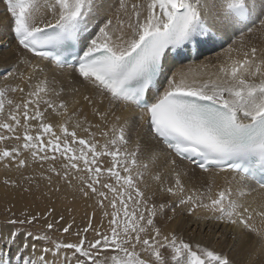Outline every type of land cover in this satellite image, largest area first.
Here are the masks:
<instances>
[{
    "label": "snow or ice",
    "instance_id": "obj_1",
    "mask_svg": "<svg viewBox=\"0 0 264 264\" xmlns=\"http://www.w3.org/2000/svg\"><path fill=\"white\" fill-rule=\"evenodd\" d=\"M2 2L11 17V32L18 46L34 58L49 61L61 74L70 70L72 79L66 91L55 74L51 80L45 76L43 86L31 90L29 85L22 104H13L7 94L24 93V88H0V114H4L6 103L11 106L6 119H0V143L16 141L11 148L0 147V162L7 161L5 167L14 164L20 170L30 166V158L47 173L43 178L50 188L55 176L84 198L96 197L101 209L107 207L106 200L113 209L103 213L111 216L110 234L94 227L89 218L87 225L75 232L77 242H55L24 264H235L224 252L193 247L157 226L158 217L169 211L175 215L179 207L188 215L199 208L218 212L217 219L255 233L264 249V232L249 223L253 214L264 218V208L256 212L239 203L241 189L249 179L261 177L260 188L264 189V53L258 56L257 48L252 47L245 53L251 59L234 64L221 78L204 81L189 80L187 73L171 72L167 67L168 61L182 56L185 49L215 41L218 31L231 28L264 33V0ZM93 26L97 29L93 37L82 43ZM38 71L43 73L45 69ZM77 80L92 92L77 99ZM81 100L91 108L97 123L83 113ZM129 107L139 111L151 137L145 144L137 142L133 150L127 147V121L121 123L116 115L117 109ZM144 154L147 163L138 159ZM164 154L166 166L175 176L173 186L164 187L159 172L150 174L149 164ZM183 161L204 173L232 172L235 192L226 187L212 198L213 178L207 184L210 203L204 202L205 192L200 190L185 194L178 170ZM146 173L159 192L176 198L171 204L157 203L147 194ZM25 180L29 187L23 191L30 192L35 177ZM4 183L20 186L7 179ZM237 192L240 195L233 199ZM54 211L24 214L23 219L10 218L7 223L32 224L47 220ZM62 220L60 216L48 222L47 229L52 230ZM70 229L72 223L62 232L69 233ZM90 230L95 233L91 240L87 238ZM20 236L14 228L4 238L5 243L14 245ZM23 237L24 248L29 246V237L48 240L47 235L34 236L31 232L23 233ZM31 249L34 254L37 245L33 243ZM109 249L114 254L103 255ZM67 250H71V256ZM0 264L11 261L0 256Z\"/></svg>",
    "mask_w": 264,
    "mask_h": 264
},
{
    "label": "bare ground",
    "instance_id": "obj_2",
    "mask_svg": "<svg viewBox=\"0 0 264 264\" xmlns=\"http://www.w3.org/2000/svg\"><path fill=\"white\" fill-rule=\"evenodd\" d=\"M258 2H259V0H257V3ZM10 19H11V17L6 11L5 4L2 2V0H0V37H1V40L5 41L7 43V47H9V48L12 47L13 49L15 48V49L19 50L20 53L22 54V56L26 59V62H21V60H16L15 55L11 53V52H13L12 48H11L12 49L11 52L9 50L5 51L2 48V50H0V63L2 62L3 65H5V64L7 65L10 62V63H12L10 68L14 65L15 66H22L24 69L27 68L29 70L28 75H27V73H25L27 75V78L29 77L30 73H32L31 78H32V76L35 75L36 79H34V80L37 83L39 82V80L41 81V78H43L44 75H49L50 77H52L53 74H55V77L57 80L68 85V80L72 79L71 77L68 76V73L70 70L65 69L63 71V74H61V70L56 69L53 65H51L49 63V61L41 60L39 58H34L31 53L25 52L24 50H22L18 46V44H17V42L13 36V33L11 32V20ZM96 30H97L96 28L92 27L90 29L89 33H85L84 36L82 37V43L87 41V40H90L93 37ZM195 47H196V55L195 56H191L187 51H184L182 56L170 59L168 61L167 67L171 69V72H185V73H187V77L189 80H192L193 78L200 80V81L217 79V78L223 77L225 75V72H230L231 68L234 64L239 65V63L241 61H243L245 58L251 59L250 56L246 57L245 53H250L252 47L257 48V50H258L257 55L258 56H260L262 53H264V33H261L258 31H253L252 33H248L246 30L231 29L230 28L227 30L218 31L217 32V39L215 41L209 42V43H203V44H200L199 46H195ZM257 63H259V60H257ZM38 68H43V69H45V71L43 73H41L38 71ZM19 69H18V71L20 72ZM222 69L225 71H222ZM0 70H1V66H0ZM262 70H264V66H262ZM171 72H169V75L171 74ZM42 74H44V75H42ZM20 76H22V75H20ZM2 80L3 79H1V81ZM9 80H10V78H9ZM15 80H14V82H15ZM49 80H51V78ZM10 81H13V79ZM20 81H21V78H20ZM26 81L27 80H25V82ZM1 83H3V81ZM17 83H18V81H17ZM27 83H28V81H27ZM27 83L26 84L22 83V85L26 86V85H28ZM30 83H31V81H30ZM30 83H29V85H30ZM9 84H10V82H9ZM33 84H34V81H33ZM29 85L26 87L29 88ZM18 86H19V84H18ZM75 86L79 87L80 96H82L83 94H90L92 92V90L90 88H88L85 85L80 84L78 80L76 81ZM32 88H33V86H32ZM22 99L24 100V96ZM25 99H27V98H25ZM78 99H79V97H78ZM20 102H21V100H20ZM21 104H22V102H21ZM105 106H107V105L105 104ZM85 111H86V109H85ZM88 114L89 113H87V115ZM116 115L121 117V123H123L124 121H127V124H128L127 131H128V136L130 139V142H129L127 147L129 150H133L135 148L137 142H139L140 144H145L151 140V137L149 135L148 126L146 124H144L143 122H141V120L139 118L140 114H139V111L137 109H134L132 107H129L127 109H123V108L117 109ZM97 122L98 121H95V123H97ZM97 139H100L101 143H103V138L100 137L99 135L97 136ZM138 159L141 162H145V163L148 162L146 154L140 155L138 157ZM105 160H110V158H105ZM166 160H167V156H166V154H164V155H161L160 158L155 161V163L149 164L150 174H155V173L159 172L162 176L163 183L167 181V179L165 178V174H167L166 171H168L169 174L171 173L170 169L166 166ZM29 164H30V166L28 168H26L25 170H22V173L20 175L21 176L28 175V174L34 175L35 180L31 184L30 193L33 192L32 191L33 189H37L36 191L34 190L37 193L34 192L35 194L33 193L32 196H29V193L28 192L25 193V191H23L22 189L18 190V188L14 189L13 187L10 188V186L6 187L5 185L3 187L0 184V216L8 215V217L10 216L12 218L13 213L17 214V215H15V217H17V216H19V214H22L24 212H26L28 215H33V214H37V213H40L41 215H43L44 213H47L49 209H54L55 211L52 212V214L50 216H48L47 220L41 219L39 222L42 224H47L49 221H56L54 219H56V218L59 219L60 216H63L64 217L63 221H65V225H67L69 221L73 222V223H72V229H70L69 233H63L62 232L63 227L56 228L59 231L56 230L55 228H53L52 230H48L45 225H42L39 223L38 225H42V227H44V229H46L45 231H47V233H51V236H52V233H55L57 237H63L64 240H69L70 242L75 243L76 240H78V237L75 235V232L79 229H83L87 225L89 218L92 219L94 227L99 228V230L102 232H109V234H110L109 220L111 219V216L105 217L103 214L104 211H108L109 213H111L113 211L111 206L108 204L107 200L104 202L105 205H107V207H105L104 209H101L97 204V198L96 197H92L91 199L84 198L78 191L75 190V188L70 187L64 181L59 180L55 176L52 177L51 188H50L48 180L43 178V176H46L47 173L43 172V170L36 163H33L31 161V159L29 160ZM45 168H47V165H45ZM179 168L181 170L180 169H178V170H180L182 173L181 177H184V179H185V177L190 178L192 176L199 177V178L200 177L205 178L208 176H210V177L212 176L211 178L206 179L207 183H208V179L213 180V178H214L215 183L213 184V186L214 185L217 187L220 186V188H221V186L232 187V189L235 192L236 185L232 181V176L234 174L232 172H229L228 170L217 171L214 173H204L201 170L192 166V164H190L188 161L180 162ZM163 169H165L164 173H163ZM32 170H33V172H32ZM150 174L146 173L145 178L147 175H149L148 179H151ZM169 174H167V177L169 176ZM174 177L175 176H173V178ZM12 178H13V174H12ZM16 178L17 179H13L14 182L17 180H19V181L22 180V177L17 176ZM200 180H202V178ZM211 180H210V182H211ZM174 181H175V178H174L172 183H174ZM195 181L197 182L198 180H195ZM24 182L21 181V183L23 184L22 187L23 188L29 187L28 181L26 183H24ZM109 182H112V181H109ZM191 182H192V180H191ZM152 183L154 184V186H157V184L155 182L152 181ZM152 183L150 184V186L152 185ZM167 183H169V182H167ZM170 183H171V180H170ZM204 183H206V181ZM37 184L39 185V187H37ZM169 184H168V186H169ZM190 184H188V185L190 186ZM196 184L199 185V183H196ZM196 184H195V186H196ZM217 187H216V189L219 191L220 189H218L219 187L218 188ZM56 188H59V191H55L54 189H56ZM186 188H187V186H186ZM216 189H215V191H217ZM156 190H157V188H156ZM186 190H188V188ZM200 190H202V189H200ZM212 191H211V193H212ZM241 191L243 192V195L240 196L239 203L242 204L244 207H248L250 210L255 209L256 212H259L262 208H264V189H261L260 187L256 186L249 179L248 181L245 182ZM204 192H206V191L204 190ZM150 194H152V193H150ZM158 195L162 196L161 193ZM158 195L156 197H158ZM239 195H240V193H238V192L235 193V195L233 196V199H235L236 196H239ZM168 198H172V197L168 196ZM207 198H208V196H207ZM109 199H111V194H109ZM163 200L164 199H160V197H159V199L156 200V202L157 201H160V203L165 202ZM168 200L171 201V199H168ZM205 201L208 202V199ZM166 202L168 203V201H166ZM169 203L171 204V202H169ZM118 207H119V205H118ZM180 210H181V207H180ZM201 210H202V208H201ZM206 210L208 213L211 212L210 213L211 217L217 214L215 212L213 213L212 211H208V209H206ZM18 212H19V214H18ZM204 212H203L204 215L200 214V212H199V214H195V216L197 215V217L195 218L194 215L189 217L185 213L188 216L187 217V216L183 215V213H181L179 210H176L175 215H173L172 213L169 212V213H167L168 215H166L164 217L160 216L162 218L158 217L156 223H157V226L161 227L165 233H169L172 231V229L176 228L174 233L179 238H181L183 240L185 237H187L186 236L187 234L194 233L195 236L193 238L191 237V238L186 239L187 241H189L188 243H190L193 247H195L196 245H201L204 247H208L210 249H215L216 251H219V252H224V253L228 254L238 264H256V263H254L255 262L254 260H253L254 262L252 261V259H254V257H255L256 252L258 250H259V253H264V252L262 251L261 248H257V246L248 247L249 243L247 244V241L250 240L249 239V237L251 236L250 233H248L250 235L249 237H248V235H245L243 237L240 236L241 239L238 237L240 239L239 243L234 242L235 244L231 245V247H230V241L229 242L226 241L227 236L225 237V239H223L224 241L221 242V239H222V237L226 231L227 225L230 224V228L232 227V229H233V230L231 229V231L235 232V234H236V231H237V233L240 232V231L238 232V230H236V229H239L240 227H238L236 225H232L229 222H228L229 223L228 224V223H226L227 221H224V220H222V221L221 220H219V221L215 220L217 222L212 224L211 220L213 221L215 216L212 218H209L208 217L209 214L207 213L208 214L207 215ZM218 215H219V213L217 214V216ZM121 216H122V213H121ZM22 217H24V216H22ZM168 217H172V218L169 219ZM224 222H225V224H223ZM5 223H7V222L4 220V218L0 217V242H4V244H6L4 238L7 237L8 234L11 232V230L14 229L16 226V225L15 226L11 225L12 226V228H11V226L9 224L6 225ZM177 223H180V225H178ZM249 223L252 224L256 228L257 231H259V232L263 231L264 232V218H262L258 214H253L252 219L249 220ZM1 224H5V225L1 226ZM194 228H199V230H197V229L195 230ZM189 230H190V232H189ZM240 230H241V228H240ZM51 231H54V232H51ZM241 231L244 232L243 229ZM202 234H203V236H201ZM216 234H219V236L221 235V239L219 240V238H218L219 242L218 243L216 242L212 245V242L214 241L215 236H217ZM230 234H232V233L230 232ZM240 234H238V235H240ZM21 235H23L22 232H21ZM88 235H90V238L88 237ZM232 235L234 236V233ZM51 236H48V237L52 238ZM70 238L71 239L73 238V240L71 241ZM87 238L89 240L94 239L95 233L91 232V230H90L89 233H87ZM254 239H253V241H254ZM190 240H192V241H190ZM232 240H231V242H232ZM256 240H257V238L255 239V241ZM23 242H24V237L20 236L17 239L16 243L14 245H11V246H13L12 247L13 249L7 250L6 246L3 249L0 248L1 256H2V252L9 251L10 257L9 256L8 257L10 258V260L12 259V257L18 256L19 262L21 264H24L25 260L34 259L35 255H36V257H39L40 249L45 247L42 243H40V241L35 243L37 245V251L35 252V255L32 254L30 256L31 245L33 244V242H32V240H30L28 238V245H29L28 248L23 247ZM253 244L258 245V241H257V243L253 242ZM251 246H253V245H251ZM227 249H228V251H225ZM64 252L65 251H61V259L63 257ZM68 252L69 251L67 250V253ZM109 252H111V255L114 254L112 252V250L109 249V250H105L103 255H107V254H109ZM11 253H13V254L11 255ZM68 255L71 256L70 253H68ZM256 258H258V257H256ZM48 259L49 260L52 259L51 254L48 255ZM260 261H261V259H260Z\"/></svg>",
    "mask_w": 264,
    "mask_h": 264
},
{
    "label": "rangeland",
    "instance_id": "obj_3",
    "mask_svg": "<svg viewBox=\"0 0 264 264\" xmlns=\"http://www.w3.org/2000/svg\"><path fill=\"white\" fill-rule=\"evenodd\" d=\"M11 20V19H10ZM11 24H12V21H11ZM93 28H95L94 26H93ZM10 32V31H9ZM0 40H1V37H0ZM4 44V45H3ZM7 43L5 42V41H3V40H1L0 41V50H2V48H3V50H5V51H12V47H7ZM12 48V49H11ZM15 51V52H14ZM12 54H14L15 55V59L16 60H21V62H26V59L22 56V54L20 53V51L19 50H17V49H13V52H11ZM23 60V61H22ZM11 64L12 63H8L7 65L5 64V65H3V63L1 62L0 63V66H1V70H0V88H3L5 85H9V86H11V87H16V85L18 86V84H19V87H21V88H24V93H21V92H19V91H17V92H9L8 94H7V98L8 99H11L12 101H13V104H17V103H20L21 104V102L23 103V96H24V99L25 98H27V93H28V90L30 91V87L28 88V87H26V86H28L29 85V83H30V81H31V83H30V85H32L33 86V88L35 87H37V86H42V83H41V81L43 80V78H44V76H47L49 79L50 78H52V77H50L49 75H44V74H42V75H44L43 76V78H41V81L39 80V82L37 83V82H35V80L34 79H36L35 77V75L34 76H32V78H31V80H29L28 78H27V75L29 74L28 72H29V70L26 68V69H24L22 66H12L11 68H10V66H11ZM20 68V69H19ZM18 69L20 70V72L18 71ZM22 69V70H21ZM27 71V72H26ZM19 72V73H18ZM9 73H11V75H9ZM17 73V74H16ZM22 73V74H21ZM25 73H27V75L25 74ZM34 74V73H33ZM20 75H22V76H20ZM26 75V76H25ZM32 75V73H30V75L29 76H31ZM7 76V77H6ZM24 76V77H23ZM12 77V78H11ZM9 78H10V80H12L13 79V81H10L9 80ZM20 78H21V81H20ZM1 79H3L2 81H3V83H1L2 81H1ZM16 79V80H15ZM23 79V80H22ZM14 80H15V82H14ZM25 80H27L28 81V83H27V81L25 82ZM17 81H18V83H17ZM20 81V82H19ZM33 81H34V84H33ZM59 81V80H58ZM9 82H10V84H9ZM14 82V83H13ZM22 83L23 84H28V85H22ZM41 83V84H40ZM62 83V82H61ZM64 84V83H63ZM64 86H65V89H66V91H67V88H68V85L67 84H64ZM28 90H27V89ZM31 89V90H34V89ZM80 93V92H79ZM14 95V96H13ZM23 95V96H22ZM79 95V96H78ZM78 97L80 98V94H77V99H78ZM53 99L55 98V97H52ZM69 99H71L70 97H69ZM20 100H21V102H20ZM84 105V103H83V101L81 100V107H82V109H83V113L84 114H87V113H89L88 114V119L89 120H91L92 122H94L95 123V121H97L93 116H92V114H91V112H92V110H91V108H89V107H87V106H83ZM72 107H73V105H71L70 104V111H71V109H72ZM41 108H42V110H43V106H41ZM85 109H86V111H85ZM11 110V106L10 105H8L7 103L5 104V112H4V114H0V119H6V114H7V112L8 111H10ZM88 110V111H87ZM91 110V111H90ZM87 112V113H86ZM91 115V116H90ZM95 119V120H94ZM94 120V121H93ZM53 122H55V118H53ZM32 123L33 124H35L36 122L35 121H32ZM34 131H35V129H34ZM95 131V130H94ZM4 134H6V135H8L7 133H4ZM16 143V141L15 140H8V141H6V142H2V143H0V147H9V148H11L14 144ZM29 160H30V158H29ZM5 163H7V161H5V162H0V184H1V186H3L4 187V185L6 186V187H9L10 186V188H12L13 186L11 185V184H9V185H6L5 183H3L6 179L7 180H9V181H13L14 182V180L13 179H17L16 177L17 176H19V177H22V180H17V181H15L16 182V184H18V185H20L19 187H13L14 189H16V188H18V190H20V189H22L23 190V184L21 183V181L22 182H24L25 180V177H34V175H32V174H28V175H24V176H21L20 174L22 173V170H25V169H20L19 171L17 170V168L15 167V165L13 164L11 167H5ZM180 169V168H179ZM165 169H163V173L165 172L164 171ZM181 170V169H180ZM179 170V171H180ZM20 172V173H19ZM32 172H33V170H32ZM166 173L167 174H169V172L168 171H166ZM12 174H13V178H12ZM167 174H165V178L167 179V181L166 182H164L163 184H164V187L166 186V187H168V184L170 183V180H171V183L169 184V186H173L174 185V183H172L173 182V180H174V178H173V176H174V174L173 173H170L169 174V178L167 177ZM172 175V176H171ZM172 177V178H171ZM212 177V176H211ZM210 176H208V177H205V178H203V177H195V176H192V177H190V178H186L185 177V179H184V177H181L182 178V183L184 184V187H185V190L188 188V190H186L185 191V194H190L191 192H193V191H195V189L196 190H200V189H202V190H200V191H202V192H204V190L206 191L205 192V194L207 193V184L210 182V180L208 179V183H204L205 181L207 182V178H211ZM149 178V175H147L146 176V178H145V180H147L148 181V188H147V193H148V195H154V198H155V201L156 200H158L159 199V197H160V199H164L163 201H168V203L169 202H173L176 198L175 197H172V198H168V196H166V195H164L163 193H161V192H159L158 190H156V188H157V186H154V184L152 183V181H151V179H148ZM197 178V179H196ZM199 178V179H198ZM202 178V180H200ZM12 179V180H11ZM185 181H184V180ZM169 180V181H168ZM191 180H192V182H191ZM195 180H198L197 182L195 181ZM200 180V181H199ZM195 181V182H194ZM18 182V183H17ZM27 182V180L24 182V183H26ZM167 182H169V183H167ZM185 182V183H184ZM152 183V185L150 186V184ZM191 183V184H190ZM196 183H199V185L198 184H196ZM210 183H212V180H211V182ZM3 184V185H2ZM28 184V183H27ZM172 184V185H171ZM188 184H190V186L188 185ZM195 184H196V186H195ZM201 184V185H200ZM205 184V185H204ZM143 186V187H142ZM186 186H187V188H186ZM205 186V187H204ZM142 189H144V185L142 184L141 186H140ZM202 187V188H201ZM216 187L217 186H213L212 185V193H211V195H212V198L214 197L215 198V196H216V194L218 193L217 191V189H216ZM219 187V188H218ZM217 188L218 189H220V190H222V189H224V188H226V187H224V186H221V188H220V186H218ZM215 189L217 190V191H215ZM37 190V189H33L32 191V193H30V192H28L29 193V196H32L33 195V193L35 192V191ZM156 190V191H155ZM152 191V192H151ZM158 192V193H157ZM26 193V192H25ZM35 193H37V192H35ZM34 193V194H35ZM150 193H152V194H150ZM154 193V194H153ZM162 194V196L161 195H158V194ZM158 195V197H156ZM164 195V196H163ZM207 195V194H206ZM205 195V197H204V202L205 203H210V200L207 198V196ZM170 197V196H169ZM171 199V201L170 200H168V199ZM206 198V199H205ZM208 199V202L207 201H205V200H207ZM157 203H160V201H157ZM170 204V203H169ZM177 210H179L181 213H183V215H185V216H187L188 215V213L187 212H185L184 210H183V207H181V210H180V207H179V209L177 208ZM199 210V211H198ZM206 209H204V208H202V210H201V208H199V209H197L196 211L197 212H195L193 215L195 216V214H199V212H200V214H203V212L205 211ZM208 211H210V210H208ZM170 212V211H169ZM168 212V213H169ZM202 212V213H201ZM171 213V212H170ZM187 215H186V214ZM204 213H208L207 212V210L204 212ZM211 213V212H210ZM210 213H208L209 214V218H212V217H214V220L212 221L211 220V223L212 224H214L215 222H217V221H215V220H220V219H217V217L219 216H217V214H218V212H215V213H217L216 215H214V216H210ZM214 213V212H213ZM15 214V213H14ZM18 214H19V212H18ZM24 214H27L26 212H24V213H22V214H19V216H17V217H12V218H19V219H23L24 217H22V216H24ZM205 214V215H206ZM207 214V215H208ZM15 215H17V214H15ZM33 215H35V214H33ZM168 215V214H167ZM204 215V214H203ZM206 215V216H207ZM182 216V215H181ZM189 217L190 216H192V215H188ZM187 216V217H188ZM1 218H4V220L7 222L8 221V219H10L11 217L9 216L8 217V215H2V216H0ZM22 217V218H21ZM162 217H164V216H162ZM162 217H159V218H162ZM197 217V215L195 216V218ZM207 217V218H208ZM54 220H58L57 218L56 219H54ZM40 221V220H39ZM39 221H36V222H33L32 224H24L23 226L22 225H16L15 226V229L16 230H18L20 233L22 232V234L23 233H25V232H31L34 236L35 235H41V236H44V235H48V236H51V233H47V231H45L46 229H44V227H42V225H47V224H42V223H40ZM222 221V220H221ZM224 221H227L226 219L224 220ZM49 222H53V221H49ZM42 224V225H38V224ZM68 223H73V222H68ZM226 223H228V222H226ZM6 225H8V223H5ZM5 224H1V226H4ZM165 224V223H164ZM178 225H180V223H177ZM219 224V223H218ZM223 224H225V222L223 223ZM229 224V223H228ZM10 225V224H9ZM11 226V225H10ZM41 226V227H40ZM64 226H66L65 225V221H60L54 228L56 229V228H60V227H64ZM163 226V225H162ZM17 227V228H16ZM11 228H12V226H11ZM241 228V230H242V227H240ZM240 228L239 229H236V230H238V232L239 233H237V231H236V234H235V232H233V231H231V229H232V227L230 228V224L229 225H227V228H226V231H225V233H224V235H223V237H222V239H221V235L219 236V234H216L217 236H215V238H214V241L212 242V245L214 244V243H218L219 242V240L221 239V242L222 241H224L223 239H225V237L227 236V239H226V241H230V247H231V245H234L235 243L234 242H236V243H239V241H240V239H241V237H243V236H245V235H248V237H249V239L250 240H248L247 241V244L249 245L248 247H255V246H257V248H260V243H259V239H258V237L256 236V234L255 233H253V232H249V231H246V230H244V232L243 231H241L240 230ZM195 230L197 229V230H199V228H194ZM13 230V229H12ZM11 230V231H12ZM56 230H58V229H56ZM176 230V228H174V229H172V231H171V233H174V231ZM233 230V229H232ZM59 231V230H58ZM51 232H54V231H51ZM56 232V231H55ZM61 232V231H60ZM189 232H190V230H189ZM230 232L233 234L234 233V236L232 235V234H230ZM259 232V231H258ZM261 232V231H260ZM263 232V231H262ZM227 233V234H226ZM229 233V234H228ZM241 233V234H240ZM248 233H250V235L248 234ZM238 234H240V235H238ZM254 234V235H253ZM54 235V236H53ZM192 235V236H191ZM229 235V236H228ZM231 235V236H230ZM21 236H23V235H21ZM47 236V237H48ZM69 236V235H68ZM187 237H185L184 238V240H185V242H189V241H187L186 239H188V238H193L194 236H195V234L194 233H192V234H187L186 235ZM201 236H203V234L201 235ZM219 236V237H218ZM241 236V237H240ZM253 236V237H252ZM52 238H50V237H48V240L47 241H45V240H43V239H41V240H33L31 237H29V239L30 240H32V242L33 243H37V242H39L40 241V243H42L45 247H52L53 246V243H55V242H63V243H72V242H70L69 240H64V238L63 237H57L56 236V234L55 233H52V236H51ZM88 237L90 238V235H88ZM240 239H239V238ZM217 238V239H216ZM218 238H219V240H218ZM231 238V239H230ZM239 240H238V239ZM257 238V240L255 241V239ZM234 241H233V240ZM252 239V240H251ZM253 239H254V241H253ZM70 240L72 241L73 240V238L71 239L70 238ZM217 240V241H216ZM231 240H232V242H231ZM190 241H192V240H190ZM238 241V242H237ZM257 241H258V245L257 244H253V242L254 243H257ZM76 242H77V240H76ZM252 244H251V243ZM3 243V244H2ZM251 245H253V246H251ZM5 246L7 247V250H9V249H13L12 247L13 246H11V244L9 245V244H4V242H0V248H5ZM240 246V245H239ZM212 247V246H211ZM229 249V248H228ZM228 249L227 250H225V251H228ZM61 251H65V250H61ZM69 252L68 253H70L71 254V250H68ZM262 251L264 252V249H262ZM261 252V251H260ZM13 253H11V255H12ZM33 253H32V249H31V252H30V256L32 255ZM264 253H259V250L256 252V254H255V257H254V259H252V261L254 262V263H256V264H264V255H263ZM34 255H35V253H34ZM108 256H110L111 255V252H109V254H107ZM0 256H1V254H0ZM10 252L9 251H6V252H2V257L5 259V260H10ZM35 257H36V255H35ZM256 257H258V258H256ZM263 258V259H262ZM13 259V260H12ZM12 259L10 260L11 261V264H19L20 262H19V258H18V256L17 257H12ZM260 259H261V261H260ZM258 261V262H257ZM21 264V263H20ZM235 264H238V263H236L235 262Z\"/></svg>",
    "mask_w": 264,
    "mask_h": 264
}]
</instances>
